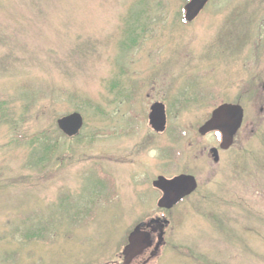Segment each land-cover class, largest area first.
I'll return each instance as SVG.
<instances>
[{
	"label": "rangeland",
	"instance_id": "rangeland-1",
	"mask_svg": "<svg viewBox=\"0 0 264 264\" xmlns=\"http://www.w3.org/2000/svg\"><path fill=\"white\" fill-rule=\"evenodd\" d=\"M189 1L0 0V264H123L159 213L167 246L144 263L264 264V0L187 24ZM222 104L245 114L221 151L200 129ZM182 174L195 193L159 208L158 176Z\"/></svg>",
	"mask_w": 264,
	"mask_h": 264
},
{
	"label": "water",
	"instance_id": "water-1",
	"mask_svg": "<svg viewBox=\"0 0 264 264\" xmlns=\"http://www.w3.org/2000/svg\"><path fill=\"white\" fill-rule=\"evenodd\" d=\"M211 0H191L185 7V21L193 22L200 13L204 10ZM244 120V110L239 105L224 104L217 108L211 119L200 129L202 135L210 132H219L222 136L220 149L228 150L232 144L235 135L241 128ZM166 113L165 107L162 104L155 105L151 109L150 126L159 132H164L166 127ZM60 130L67 136L73 137L78 135L83 126V117L80 114H71L59 120ZM214 161L219 162V150H211ZM155 188H159L162 192V198L159 201V208L171 210L181 200L193 194L197 188L198 183L193 176L181 175L172 180L160 177L159 181L155 182ZM153 223H161L160 234L158 235V242L156 250L162 246L163 236L165 234V225L168 221L157 220L149 223H141L128 238V245L123 251L124 263L131 264L133 260L141 256L147 249L153 246L152 233L146 231Z\"/></svg>",
	"mask_w": 264,
	"mask_h": 264
},
{
	"label": "flooded vegetation",
	"instance_id": "flooded-vegetation-1",
	"mask_svg": "<svg viewBox=\"0 0 264 264\" xmlns=\"http://www.w3.org/2000/svg\"><path fill=\"white\" fill-rule=\"evenodd\" d=\"M159 103H162V102H159V101H156V102H154L153 104H152V106L150 107V111H151V109H152V107L153 106H155V105H159ZM150 113V112H149ZM148 117H149V115H148ZM145 122V121H144ZM148 125H149V121H148ZM166 129H167V124H166V128H165V131H166ZM153 130V129H152ZM153 131H155V130H153ZM164 131V132H165ZM155 132H157V133H159V131H155ZM164 132H161V133H164ZM218 136H219V134H218ZM220 137V136H219ZM214 149H216V147H214ZM223 152H225V151H223ZM219 154H220V151H219ZM182 175H185V174H182ZM188 176H191V175H188ZM159 176H158V180L157 181H159ZM157 181H155V182H157ZM154 182V183H155ZM155 188V187H154ZM155 191L157 192V194H158V197H159V193H160V195L162 196V192L159 190V188H155ZM187 197H189V196H187ZM187 197L186 198H184L177 206H179L180 204H182V203H184L185 201H186V199H187ZM158 204H159V199H158ZM157 219L158 220H164V219H168L167 217H166V215L165 214H161V213H159V217H157ZM154 224V223H153ZM156 224V226L154 227H150L149 229H147L146 231H149V232H151L152 233V239H153V247L155 246V249H156V244H157V242L158 241H156V238L158 239V235L160 234V226L159 225H161V223L159 224H157V223H155ZM167 232V229L165 230V233ZM155 233V234H154ZM165 238H166V234H165ZM165 238L163 237V240H162V246L159 248V254L161 253V250H163L166 246H167V243H166V241H165ZM154 240H155V242H156V244L154 243ZM142 258H138L137 260H135L133 263H131V264H149V262L148 263H144V262H142ZM142 262V263H141Z\"/></svg>",
	"mask_w": 264,
	"mask_h": 264
}]
</instances>
